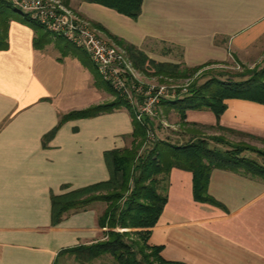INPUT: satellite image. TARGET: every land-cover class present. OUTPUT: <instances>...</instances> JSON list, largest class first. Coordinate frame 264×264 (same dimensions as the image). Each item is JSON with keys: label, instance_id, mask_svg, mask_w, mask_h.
<instances>
[{"label": "crops", "instance_id": "1", "mask_svg": "<svg viewBox=\"0 0 264 264\" xmlns=\"http://www.w3.org/2000/svg\"><path fill=\"white\" fill-rule=\"evenodd\" d=\"M69 6L112 43L115 36L156 61L188 67L229 62L264 37V0H142L137 19L97 3L70 0ZM33 35L29 25L13 20L8 48L0 51V264H112L107 254L80 261L63 252L103 239L107 228L98 225L101 212L94 205L51 225L50 193L107 180L103 154L130 145V113L121 108L68 120L44 147L42 138L60 115L113 96L94 85L77 57L61 56L51 45L36 49ZM63 68L65 83H83L72 104L60 99L57 71ZM224 103L223 130L264 139V104ZM185 122L189 130L175 135L187 140L220 130L210 110H187ZM207 192L220 205L196 201L192 173L173 167L148 244L162 246L165 260L185 264H264V180L214 168Z\"/></svg>", "mask_w": 264, "mask_h": 264}, {"label": "trees", "instance_id": "2", "mask_svg": "<svg viewBox=\"0 0 264 264\" xmlns=\"http://www.w3.org/2000/svg\"><path fill=\"white\" fill-rule=\"evenodd\" d=\"M60 1L70 7V0ZM81 1L106 6L132 19H137L141 13L142 0ZM13 20L32 28L33 46L36 49L53 44L61 55L71 54L77 57L93 74L94 85L108 90L113 96L111 101L60 115L57 124L43 136L44 147L68 120L95 117L121 108H126L132 119L130 145L107 150L103 154L109 172L107 180L62 194L50 193L53 226L60 223L64 215L71 211L86 210L96 201L106 204L105 209L98 215V225L107 228L103 239L63 252L74 254L80 261H89L107 254L115 264H185L165 260L161 256L162 246L148 244L150 229L158 221L167 200L170 170L176 167L190 171L193 198L199 202L220 205L207 192L211 171L222 168L264 180V163L240 156L241 152L251 150L264 158V151L239 143L232 145L231 150L220 152L208 148L203 138L189 139L184 144H173L165 140L147 144L149 118L145 117L142 122L137 121L131 105L102 80L83 49L75 47L62 37H53L40 24L30 20L27 14L15 8L10 0H0V51L8 48V29ZM112 39L127 53L132 65L148 76L187 77L213 63L188 67L180 63L159 62L133 44L115 36ZM229 73H220V77H210L201 84L193 83L185 95L172 100H161L160 104L166 105L168 109L173 108L178 113L182 126H187V110H210L217 120L215 128L222 130L224 128L218 121L226 108L225 99L240 98L264 104V66L245 72ZM215 139L223 141L222 138ZM65 187L67 186H61Z\"/></svg>", "mask_w": 264, "mask_h": 264}, {"label": "built area", "instance_id": "3", "mask_svg": "<svg viewBox=\"0 0 264 264\" xmlns=\"http://www.w3.org/2000/svg\"><path fill=\"white\" fill-rule=\"evenodd\" d=\"M28 18L40 24L53 37H62L83 49L103 81L123 96L134 108L137 121L155 114L162 98L167 95L164 84H143L136 75L127 53L116 44L99 36L78 13L60 0H10ZM148 130L147 141L152 138Z\"/></svg>", "mask_w": 264, "mask_h": 264}, {"label": "rangeland", "instance_id": "4", "mask_svg": "<svg viewBox=\"0 0 264 264\" xmlns=\"http://www.w3.org/2000/svg\"><path fill=\"white\" fill-rule=\"evenodd\" d=\"M97 33L99 34L101 38L107 40L99 32ZM49 45H51L52 47L54 46L53 44H49ZM55 50L58 51V49H55ZM51 51H53L52 48L47 49L44 52L45 54H48ZM263 66H264V37L260 40L258 44H256L252 48L250 52L245 53V54H240V56L235 57L234 59H230L229 62H226L223 64H210V65L204 66L201 69H199L196 73H194L193 75L187 76V77L148 76L140 72L134 66L133 67L136 72L137 78L143 84L150 83V84H154L155 86L161 85V84L166 85L167 95L164 98H162V100H172L174 98L185 95L188 92L189 86L193 83L201 84L210 77H213V76L220 77L218 76L220 75V73L230 74L229 72H232V73L243 72V71L245 72V70L254 69V68L258 69ZM88 71L90 70L88 69ZM57 73L61 74L60 78L63 80V82L60 83L61 86L59 89L61 92L60 99L65 100V102L68 104L75 103L74 100L75 101L77 100L74 99V97L77 96L79 91H81L82 93V91L84 90L82 86L83 83L81 82L79 84L75 81L70 84L65 83L63 79V76L66 73L65 68H63V70L61 71H57ZM86 87H87V84H86ZM108 97H110V95ZM163 106L164 105L159 103V105L156 108L155 114L149 117V122H150L149 129L152 132L153 137L149 138L147 141V136H146V143L150 144L157 140H165L173 144L186 143L188 141L187 137H184V136L177 137L175 134L177 133L178 135H180L181 134L180 132L188 131L189 128L182 126L180 119H179V115L176 111L168 112L167 109H165V107ZM134 108H132V111H134ZM198 138L205 139V142L208 148L217 150L220 152H226L227 150H231L232 145H236L239 143L251 146L259 151H264V140L262 138H256L251 135H247L245 133L229 132L223 129L217 130L215 132L211 130H206V131H203ZM215 138L217 139L222 138L223 141H217ZM240 156L251 158L260 163H264L263 156L255 151L245 150L240 153ZM92 205L99 207L100 212H102L106 207V204L101 201L93 202ZM111 263L115 264L113 259H111Z\"/></svg>", "mask_w": 264, "mask_h": 264}]
</instances>
